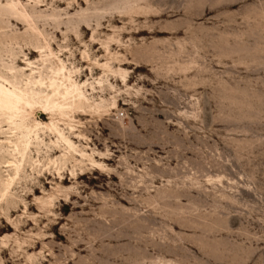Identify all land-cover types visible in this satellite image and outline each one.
<instances>
[{"label":"rangeland","instance_id":"rangeland-1","mask_svg":"<svg viewBox=\"0 0 264 264\" xmlns=\"http://www.w3.org/2000/svg\"><path fill=\"white\" fill-rule=\"evenodd\" d=\"M37 46L99 110L61 125L79 156L34 148L0 264H264V0H0V66L44 67Z\"/></svg>","mask_w":264,"mask_h":264},{"label":"bare ground","instance_id":"bare-ground-1","mask_svg":"<svg viewBox=\"0 0 264 264\" xmlns=\"http://www.w3.org/2000/svg\"><path fill=\"white\" fill-rule=\"evenodd\" d=\"M23 17H26V14ZM36 48L33 52L40 53L44 67H38L28 58L26 62L30 68L17 70L12 66L3 68L0 66V133H4L2 123L6 122L10 125V138L6 140V145H0V157L11 158L5 161V167L11 168L14 172L13 176L11 174L5 182H2L0 201L8 200L16 178L25 176L27 166L34 172L39 173L43 170L38 169L42 165L41 160H34L31 156L34 148L38 149L43 144L45 145L46 138L44 139L43 135L50 138V144L59 147L60 143H63L68 151L73 150L75 155L79 156L75 144L69 139L65 128L61 125H66L72 133H75L79 126V121L75 120V116L87 115V111L99 110V107L89 103L90 97L85 90L87 81L81 82L75 78L78 70L68 68L51 49L49 54H44L43 46ZM54 58L58 59L59 64L48 65L47 62L50 64ZM103 66L108 65L106 63ZM26 70L31 72L27 74ZM122 77L126 80L125 73ZM38 112L48 114L49 121H44L41 117L34 115ZM75 135V138H83L81 134ZM54 136L56 141L51 140ZM47 147H49L48 150H52L51 146ZM68 154L69 152L64 156ZM75 155L70 154L68 158H74L77 161ZM91 162L96 169L104 168L99 162L92 159ZM50 163L55 165L56 160L52 159ZM61 169L57 168V178L60 179V183H65L67 176ZM47 174L51 175V171L46 168V172L39 180L43 188L49 183L48 181L43 182ZM38 189V186L33 187L32 193H37Z\"/></svg>","mask_w":264,"mask_h":264}]
</instances>
